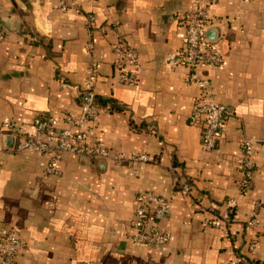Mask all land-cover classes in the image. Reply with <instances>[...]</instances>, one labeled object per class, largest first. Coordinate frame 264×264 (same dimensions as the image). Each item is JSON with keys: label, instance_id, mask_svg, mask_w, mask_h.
Instances as JSON below:
<instances>
[{"label": "crops", "instance_id": "1", "mask_svg": "<svg viewBox=\"0 0 264 264\" xmlns=\"http://www.w3.org/2000/svg\"><path fill=\"white\" fill-rule=\"evenodd\" d=\"M58 1L0 0L7 30L0 43V223L25 243L16 264H228L235 253L264 264V0H218L211 10L207 37L224 62L197 75L229 111L215 151L203 149L200 129L189 124L201 90L185 82L179 62L182 16L193 0H65V11ZM87 15L95 18L92 57L85 52ZM116 33L138 53L137 85L118 82ZM90 61L96 64L90 91L112 110L79 130L112 153L148 161L63 155L60 176H49L47 156L14 153L5 140L31 130L36 117H78ZM244 138L257 144L253 189L241 196ZM175 174L189 184L188 196L174 189ZM147 191L170 200L169 242L162 246L130 240L133 198ZM230 200L236 205L225 236L204 221ZM255 201L261 203L256 225L246 228Z\"/></svg>", "mask_w": 264, "mask_h": 264}, {"label": "built area", "instance_id": "2", "mask_svg": "<svg viewBox=\"0 0 264 264\" xmlns=\"http://www.w3.org/2000/svg\"><path fill=\"white\" fill-rule=\"evenodd\" d=\"M218 0H193L192 6L186 10L182 18L184 29L183 51L179 62L186 68L185 82H192L199 86L201 92L196 99L195 106L189 117V124L200 129L201 144L205 151H215L219 144L222 130L225 126L229 111L226 106L215 101L211 84L208 80L199 78L197 70L205 67H219L224 59L218 51L215 42L207 37V32L212 25L211 10ZM58 9L65 11L69 7L65 0H59ZM95 18L87 15L84 20L85 30L89 40L85 52L92 57L95 31ZM7 37V30L0 23V43ZM115 56L114 68L118 72V82L122 85H137L142 71L138 53L130 46L125 38L116 33L111 45ZM96 64L90 61L87 66L88 77L85 85L89 91L81 96L80 114L74 117L66 114L61 120L36 117L31 130L20 131L12 136V146L9 148L14 153L32 152L48 157L45 173L49 176H60L57 164L63 155H74L89 160H111L115 164L123 161L146 162L144 155L112 153L105 144L99 140L90 141L87 133L79 130L81 126H92L100 111L110 112L112 107L108 104L98 106L95 103L91 89L95 85ZM61 126L58 128V126ZM58 128V129H57ZM257 141L244 138L241 144L242 157L239 163L241 178L238 191L241 196L250 193L253 189L255 173V147ZM174 189L184 196L190 194V186L182 181L176 174L173 180ZM236 202H227L225 210L219 216L204 221L205 226L221 228L225 236H231L230 227L233 220V208ZM133 217L129 222L132 231L130 240L134 244L146 246H162L169 242V232L164 226V220L170 209V200L158 196L150 191L141 192L133 198ZM261 209L259 201L253 202L250 218L246 228L256 225V219ZM257 240L253 239L248 244V249L253 251ZM25 243L17 232L0 223V264H16L17 257L24 251ZM228 264H258L246 255L235 253Z\"/></svg>", "mask_w": 264, "mask_h": 264}, {"label": "trees", "instance_id": "3", "mask_svg": "<svg viewBox=\"0 0 264 264\" xmlns=\"http://www.w3.org/2000/svg\"><path fill=\"white\" fill-rule=\"evenodd\" d=\"M94 99H95V103H96L98 106H105V105H108L106 101L101 100L100 98H98V97H96V96L94 97ZM232 215H233V214H231L230 216L232 217ZM231 223H232V221H231Z\"/></svg>", "mask_w": 264, "mask_h": 264}, {"label": "water", "instance_id": "4", "mask_svg": "<svg viewBox=\"0 0 264 264\" xmlns=\"http://www.w3.org/2000/svg\"><path fill=\"white\" fill-rule=\"evenodd\" d=\"M12 143H13V140L11 137H8L6 140H5V145L6 147H11L12 146ZM99 161H103V160H95V162H99Z\"/></svg>", "mask_w": 264, "mask_h": 264}]
</instances>
